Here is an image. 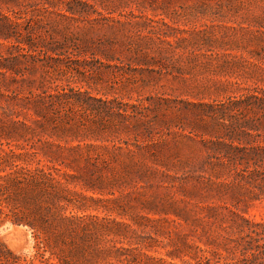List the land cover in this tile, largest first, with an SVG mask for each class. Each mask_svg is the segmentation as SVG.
I'll list each match as a JSON object with an SVG mask.
<instances>
[{"label":"rangeland","instance_id":"rangeland-1","mask_svg":"<svg viewBox=\"0 0 264 264\" xmlns=\"http://www.w3.org/2000/svg\"><path fill=\"white\" fill-rule=\"evenodd\" d=\"M69 2H78L72 3L76 13L66 11ZM29 36L33 50L42 58L48 53L57 65L27 74L31 85L13 88L24 94L64 89L75 100L112 101L119 112L137 111L144 121L129 119L126 128L116 115L78 113L75 121L86 125L78 136L38 133L36 140L64 148L68 167L55 166L78 177L63 182L67 202L60 203L61 213L69 220L55 227V237L54 228L43 235L1 216L0 250L19 258L18 264H47L48 258L55 264H115L119 248H131L139 264L148 263L142 254L182 264L166 254L181 246L179 235L189 228L171 221L183 209L199 216L191 177L205 157L204 143L226 135V128L227 134L264 138V0H0V64L18 57L17 68L25 69ZM0 84L12 87L1 75ZM5 93L0 89V105ZM137 142L151 145L153 156L129 157L125 148ZM145 168L160 172L141 179ZM204 194L222 197L212 204L230 203L227 196ZM152 202L165 211L151 213ZM20 205L9 202L4 210ZM237 210L264 221V201ZM36 219L51 222L50 205L43 202ZM204 229L211 245L202 243L201 226L189 244L218 249L224 232L210 224Z\"/></svg>","mask_w":264,"mask_h":264},{"label":"trees","instance_id":"trees-1","mask_svg":"<svg viewBox=\"0 0 264 264\" xmlns=\"http://www.w3.org/2000/svg\"><path fill=\"white\" fill-rule=\"evenodd\" d=\"M72 3L78 4V2L66 4V11L70 14L76 13ZM82 6L85 5L82 3ZM25 40L29 45L28 55L24 58L27 64L25 69L17 68L18 57L10 58L5 64H0V70H2L0 75L3 78H9L12 84L10 88L0 84V89L6 92V95L1 94L5 98V105H0V217L4 216L5 219H9L12 224L18 226L26 225L39 234L49 235L52 228L55 231L58 224L69 220L61 213L64 208L60 206V203L67 202L63 182L67 178L77 180L78 177L65 173L55 166L56 163L60 167L63 165L68 167V164H64L62 160L66 158L64 148L47 139L36 140V135L46 133L50 138L56 137L57 139L70 134L78 136L79 131L86 127L84 120L75 121L78 113L95 118L101 115L107 118L110 115H116L121 119L119 125L126 128H128L126 122H129V119L134 120L136 124H143L144 120L141 117L144 116L137 111L129 112L127 108L121 110L123 113L119 112L120 109L114 108L112 101L92 97L86 100H75L64 89L50 94L44 90L34 92L39 89L34 88L27 90V94H24V89L13 88L22 87L26 82L31 85V81L26 80L27 74L37 72V70L47 72L52 69L53 65H57L54 62L55 58L49 56L48 53L45 52L46 57L42 58L38 51L33 50L31 36ZM32 52L34 53L29 54ZM19 76L23 78L20 81L17 80ZM28 121H31L38 129H33ZM50 128L54 134L48 132ZM225 130L226 135L204 143L205 157L192 170L191 179L195 180L198 186L193 192L199 195L197 200L201 203L200 205L195 204L199 216H190L188 214L190 210L187 209L175 211L178 221L172 220L171 222L177 226L185 224L189 229L187 234L179 235L178 242L181 246L167 252L166 256L171 260L179 259L182 264H264V221L257 222L248 219L237 210L240 206L246 207L264 201V138L244 131L239 135L233 132L227 134L229 131L227 132V128ZM20 141H23L25 145L19 144ZM236 142L238 146L235 145ZM241 144L249 146H241ZM125 149L131 158L147 159L153 152L151 145L139 142ZM71 164H77V162L72 161ZM158 172L160 171L157 168H145L142 169L140 178L148 179L149 175H155ZM9 191H12L14 195H20L23 191L28 196H2L8 194ZM39 192L47 196L29 194L39 195ZM208 192H214L217 196H227L230 203L228 205L219 202L212 204V200L222 201V197L210 199V196L204 194ZM42 197L46 200L42 201ZM211 197L214 198V196ZM9 202L21 205L13 206L8 212L11 214H8L4 208ZM43 202L50 205V212L54 217L51 222L34 220L41 211ZM20 207H26L27 210L31 208V210L26 214ZM147 208L151 213L156 214L163 213L159 210L165 211L164 208L155 210L158 209L155 202L148 203ZM148 221L158 222L149 218ZM209 224L224 232L220 236L221 242L218 244V249L208 251L189 244L188 240L194 237V233H197V227L201 226L205 237L204 228ZM64 230L67 234L72 232L68 228ZM57 234L58 232L55 231V237ZM199 239L200 242L203 241L200 237ZM210 241L212 240L209 237H205L202 243L210 244ZM172 244L173 242L167 243V246H172ZM185 249L190 252H185ZM192 249L198 252L191 253L195 252ZM115 251L117 252L115 264H139L138 255L131 248H119ZM181 253H184L189 260L181 258L179 256ZM8 255L12 256L11 253L0 250V264H18L19 258L8 257ZM38 255L43 259L42 254ZM142 256L147 258V264H173L164 258L153 259L143 254ZM33 261L34 259L30 261V264ZM46 263L55 264L49 258L46 259Z\"/></svg>","mask_w":264,"mask_h":264}]
</instances>
